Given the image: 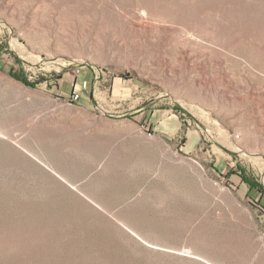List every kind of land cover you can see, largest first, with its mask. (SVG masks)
Masks as SVG:
<instances>
[{
    "label": "rangeland",
    "instance_id": "obj_1",
    "mask_svg": "<svg viewBox=\"0 0 264 264\" xmlns=\"http://www.w3.org/2000/svg\"><path fill=\"white\" fill-rule=\"evenodd\" d=\"M0 264H264V0H0Z\"/></svg>",
    "mask_w": 264,
    "mask_h": 264
},
{
    "label": "built area",
    "instance_id": "obj_2",
    "mask_svg": "<svg viewBox=\"0 0 264 264\" xmlns=\"http://www.w3.org/2000/svg\"><path fill=\"white\" fill-rule=\"evenodd\" d=\"M76 99H78V95L75 94V93H72V94L70 95V100H71V101H74V100H76Z\"/></svg>",
    "mask_w": 264,
    "mask_h": 264
},
{
    "label": "trees",
    "instance_id": "obj_3",
    "mask_svg": "<svg viewBox=\"0 0 264 264\" xmlns=\"http://www.w3.org/2000/svg\"><path fill=\"white\" fill-rule=\"evenodd\" d=\"M25 84H29V83H27V81L25 80V79H21Z\"/></svg>",
    "mask_w": 264,
    "mask_h": 264
}]
</instances>
